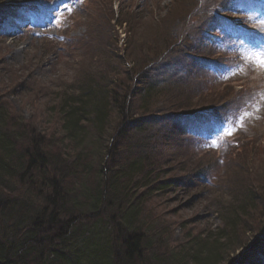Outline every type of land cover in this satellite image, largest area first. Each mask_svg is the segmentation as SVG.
I'll return each instance as SVG.
<instances>
[{"label":"trees","instance_id":"16d2710c","mask_svg":"<svg viewBox=\"0 0 264 264\" xmlns=\"http://www.w3.org/2000/svg\"><path fill=\"white\" fill-rule=\"evenodd\" d=\"M109 1L93 0V10L84 9L85 30L73 39V51L93 54L91 37L107 32L102 23L106 17L114 19L115 26L124 25L125 37L145 27L142 16L133 18L134 28L129 29L131 19L121 9L123 18H114ZM205 5L194 19L196 52H178L177 59L163 61L175 41L163 43L138 63L129 46L121 47L132 58L128 67L115 63L105 69L94 64L76 73L75 80L59 92L53 129H39L35 120L32 130L21 120L14 124L0 108V264H235L234 253L245 247L243 233L254 231L256 238H264V225L259 229L264 221V182L257 178L249 189L229 192L228 199L210 211L222 226L203 233L187 232L177 246L162 240L158 224L153 223L156 220L148 222L143 214L145 197L149 200L151 195L180 186L182 179L164 178L171 170L163 169L165 163L159 159L178 155L171 148L177 146L174 136L197 148L194 141H188L193 131L186 132L192 123L181 122L175 114L219 104L210 103L205 95L194 98L176 87L178 75L192 73L191 62L199 66L200 76L214 77V72L202 69L215 66L208 64L209 55L200 41ZM184 26L174 31L180 40L190 27ZM163 63L175 78L161 77L153 70L152 66ZM222 103L231 106L235 101ZM63 143L74 153H63ZM223 158L219 156L218 161ZM207 169L195 170L192 176L200 173L202 177ZM22 185L24 194L30 195L21 197ZM256 209L258 230L246 223ZM250 260L246 258L243 264H264V247L256 248Z\"/></svg>","mask_w":264,"mask_h":264},{"label":"rangeland","instance_id":"374dc122","mask_svg":"<svg viewBox=\"0 0 264 264\" xmlns=\"http://www.w3.org/2000/svg\"><path fill=\"white\" fill-rule=\"evenodd\" d=\"M11 1L0 0V22L3 21L0 24L1 112H5V116L12 119L14 124L17 120H21L25 128L29 127L32 130V120H35L36 127L46 130L49 127L53 129L58 119L54 101L58 100L59 92L66 85L68 86L69 82L75 80L76 77L72 78L76 73L88 71L94 64H101L105 69L107 64H124L125 67L130 65L132 58H128L126 53L123 54L120 51L121 47L129 46L135 54L133 60L138 63L151 56L150 50L157 49L163 43L175 41L171 53L167 54L163 61L177 59L178 52L188 54L196 52L192 36L194 19L200 15L199 12L202 11L205 2L210 0H203L199 4L198 0H110L107 4H112L109 7L114 12V18L119 21L123 18L119 12L121 9L125 12L126 18L131 19V23L128 24L129 29L134 28L132 19L142 16L146 18L145 27H142L137 34L133 31L125 37L124 25L115 26L114 19L109 21V17L104 18L102 23L106 24L104 26L107 32L101 35L96 33L91 37L93 54L90 57L88 54L80 55L79 52L73 51L72 41L84 32L82 10L87 8L93 10V0L86 1L77 11L74 0H56L55 3L40 6L32 12L18 11L15 16L9 13ZM247 3L253 6V2L247 0ZM65 5L68 7L66 8ZM69 8L71 11L68 10ZM188 8L186 14L182 13ZM192 8L197 10L192 12ZM52 12H56L54 17L51 16ZM262 20L259 25L254 24L255 27L253 25L249 28L235 25L233 21L228 20L224 28L227 30V36L242 37L243 32L250 30L256 31V35L261 36V32H264V17ZM186 24L190 27L180 40L174 31L177 28L185 29ZM201 36L203 41L209 40L205 33ZM262 36L264 37V34ZM120 40L123 45L119 43ZM229 43L228 47H231L232 51L235 45L233 41ZM254 43L258 41L253 35L248 38L247 43H239L242 49L234 60L235 64L226 65L229 68L218 72L217 77L214 76L212 80L200 76L201 74L196 72L199 66L192 62L189 66L192 73L190 74L189 71L177 77L180 84H176V87L182 88L187 95L193 94L194 98L205 95L210 103L227 102L233 98V95L242 94L246 110L241 116L239 114V124L242 125L238 128L246 131L234 139L233 142L237 139L238 142L230 146L232 151L223 152L222 162L218 161L217 153L204 152L188 146L175 136L173 141H176L177 146L173 145L171 148L178 155L159 158L163 161L161 163H165L162 165L165 166L163 169L171 170L164 176L166 180L170 178L182 180H178L180 186L175 191L170 189L169 193H160L154 197L151 195L149 200L145 197L143 205L146 207L143 214L147 216L148 222L156 220L153 223L158 224L157 228L162 232L161 239L172 244L171 247L185 240L187 232L203 233L216 226H222L218 217L211 216L210 211L215 205L226 201L228 199L226 196L230 195L228 193L232 190H239V187L249 189L251 182L256 178L264 182V154H261L264 152V69H261L254 59H250L257 52L253 47ZM50 52L59 54L50 58L47 56ZM108 71L113 70L109 68ZM157 74L161 77L175 78V74L171 75L167 68H160ZM168 85L169 88L173 86ZM52 107L54 109H51ZM236 130L237 128L232 127L228 131L217 133L214 137L231 139L237 135ZM49 135H53L52 130L49 131ZM60 149L63 153L66 151L70 154L74 153L66 143H63ZM103 152L102 150L101 153ZM252 158H255L254 163L251 162ZM184 167L187 171H180ZM205 167L208 169L202 177L200 173L192 176L195 170ZM19 190L21 197L22 194L23 197L30 195L24 194V185ZM259 221V210L256 209L249 214L246 223L248 226L253 225L255 229ZM263 225L264 221L259 229ZM253 232L243 233L244 241L246 238L245 247L234 253L232 259H235V264H243L246 258L253 262L250 259L254 250L264 247V238H256Z\"/></svg>","mask_w":264,"mask_h":264},{"label":"snow or ice","instance_id":"6c2138e0","mask_svg":"<svg viewBox=\"0 0 264 264\" xmlns=\"http://www.w3.org/2000/svg\"><path fill=\"white\" fill-rule=\"evenodd\" d=\"M65 7L67 8L68 6L65 5ZM68 10L71 11L70 8ZM250 59H254L255 63H257L261 69H264V49L254 53Z\"/></svg>","mask_w":264,"mask_h":264}]
</instances>
